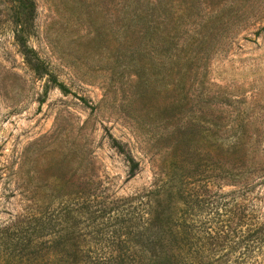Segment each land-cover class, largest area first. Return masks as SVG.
I'll return each instance as SVG.
<instances>
[{"label": "rangeland", "instance_id": "rangeland-1", "mask_svg": "<svg viewBox=\"0 0 264 264\" xmlns=\"http://www.w3.org/2000/svg\"><path fill=\"white\" fill-rule=\"evenodd\" d=\"M24 1L0 0V264L27 228V263L70 264L64 210L133 217L159 184L192 260L264 264V0ZM96 229L76 264L119 254Z\"/></svg>", "mask_w": 264, "mask_h": 264}, {"label": "trees", "instance_id": "trees-1", "mask_svg": "<svg viewBox=\"0 0 264 264\" xmlns=\"http://www.w3.org/2000/svg\"><path fill=\"white\" fill-rule=\"evenodd\" d=\"M17 3V14H27L25 11L27 1L17 0ZM33 58L36 60L35 57ZM59 89L63 88L60 86ZM119 152L123 154L120 149ZM125 160L132 173L137 167L136 163L130 156H125ZM169 183L173 184L172 180H169ZM153 190L147 192L149 195L145 194L139 197L141 199H137L141 207L139 214L133 217H118L119 215L107 217L106 215L111 211L109 208L93 211L97 206L91 207L83 198L77 203L75 210H64L61 215L65 225L61 230L63 233L52 241L54 247L59 249L58 252H64V256L67 254L63 261L76 264L77 260H80L77 238L82 233L77 235V228L81 227L85 231L95 225L97 229L91 232L94 234L111 227V239H116L114 246L120 250L119 254L107 256L101 264H198V259L199 264L202 263L200 257L195 262L188 256L187 216L191 205L188 196L179 194L180 205L183 208L176 212L173 188H169V185L165 188L159 184L154 186ZM30 224L46 229L45 227L51 223H43L40 218L33 219L28 223ZM27 229V231H20L19 234L15 232L17 235L15 252L20 255L19 264H30L27 262L36 258L32 253L27 252L30 249L29 244L32 243L30 231L33 230ZM119 234L122 235V240ZM127 244L133 249H127ZM65 247H67L66 250ZM126 251L129 253L126 254ZM21 254L24 255L21 256Z\"/></svg>", "mask_w": 264, "mask_h": 264}]
</instances>
